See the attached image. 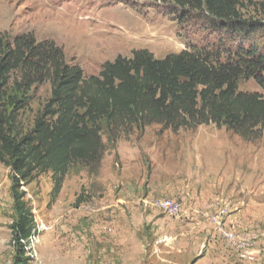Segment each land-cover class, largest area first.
I'll use <instances>...</instances> for the list:
<instances>
[{
	"label": "rangeland",
	"instance_id": "rangeland-1",
	"mask_svg": "<svg viewBox=\"0 0 264 264\" xmlns=\"http://www.w3.org/2000/svg\"><path fill=\"white\" fill-rule=\"evenodd\" d=\"M168 1L0 0V36L12 39L31 34L37 43L50 41L63 51L65 62L79 67L85 78L96 76L104 63L119 56L131 58L137 50L163 59L185 49L220 54L251 43L264 57V34L246 42L234 32L212 27L201 14L186 12L183 19L184 14ZM239 2L246 19L264 22V0ZM238 87L264 98V90L253 80H241ZM50 89L49 83L32 89L30 105L20 114L24 131L50 97ZM199 128L173 133L150 125L115 143L103 132L105 150L97 170L72 166L52 205L51 174L22 187L24 202L35 221V232L21 242L27 264H264L262 218H254V231L248 234L228 230L220 220L211 234L207 228L184 232L182 224L172 221L180 212L174 218L156 207L161 199L180 203L171 192L161 190L170 187L167 189L174 193L182 188L183 178H189L188 171L200 169L198 157L190 158L195 151V155L238 153L240 169L236 173L241 178L253 177L258 187L253 186L250 194L240 192L238 201H254L256 209L264 208V186L260 191L257 182L264 179V158H260L264 133L261 139L247 142L225 127ZM248 154L255 158L253 171L242 166ZM217 187H207L206 192L214 197L219 194ZM14 220L11 171L0 163V264H12L15 256Z\"/></svg>",
	"mask_w": 264,
	"mask_h": 264
},
{
	"label": "trees",
	"instance_id": "trees-1",
	"mask_svg": "<svg viewBox=\"0 0 264 264\" xmlns=\"http://www.w3.org/2000/svg\"><path fill=\"white\" fill-rule=\"evenodd\" d=\"M168 4L183 19L186 12L201 14L212 27L234 32L246 42L264 34V22L246 19L239 0ZM222 53L185 49L156 59L147 50H137L85 78L50 41L37 43L31 34L0 36V163L11 171L12 264L28 263L21 242L35 232L21 188L49 173V205L54 204L72 166L97 170L105 150L103 132L115 143L150 125L173 133L214 125L247 142L262 138L264 98L241 91L238 83L253 80L264 90V57L251 43ZM44 83L50 84V97L24 131L20 114L30 105L32 89Z\"/></svg>",
	"mask_w": 264,
	"mask_h": 264
},
{
	"label": "crops",
	"instance_id": "crops-1",
	"mask_svg": "<svg viewBox=\"0 0 264 264\" xmlns=\"http://www.w3.org/2000/svg\"><path fill=\"white\" fill-rule=\"evenodd\" d=\"M198 129L200 128L198 127ZM195 153V151H192L190 158L198 157L200 169L196 173L191 170L188 171L189 178H183L182 186H180L182 188L174 191V193L167 189L170 187L161 190L164 193L171 192L180 201L182 212L172 221L180 226L182 224L184 232H202L207 228V231H210L211 234L216 229L218 220H220V223L228 230L239 233H252L254 231L251 229L254 226V218L264 220V208L259 207L256 209L254 201L246 203L238 201L240 192L250 194L249 192L252 191L253 186L255 189L258 188L255 186L253 177L241 178L236 173V169H240L236 164V161L239 160L238 153L237 155L228 153L223 156L220 153H205L203 155L200 153L195 155ZM205 158L210 162L204 164L203 160ZM260 158H264V153ZM245 160L246 162H243L242 166L245 165L247 171H253L251 168L254 164L252 161L255 160L254 155L248 154ZM233 161H235V164ZM203 170L205 173L201 174ZM257 182L261 191L264 186V179ZM212 186L215 188L220 187H217L219 188V194L214 197L206 192L207 187L211 189ZM223 187L224 189H221ZM222 210L225 212L224 215H220ZM162 219H166V217ZM189 226L196 230L189 229L188 231L187 227Z\"/></svg>",
	"mask_w": 264,
	"mask_h": 264
},
{
	"label": "bare ground",
	"instance_id": "bare-ground-1",
	"mask_svg": "<svg viewBox=\"0 0 264 264\" xmlns=\"http://www.w3.org/2000/svg\"><path fill=\"white\" fill-rule=\"evenodd\" d=\"M166 200H167V204H175V199H161L157 202L156 204V207L159 211H162L163 213H165L166 215L170 216L169 215V212H168V208H165V205H166ZM180 210V203H178L177 201V211ZM171 217V216H170ZM51 233V232H50Z\"/></svg>",
	"mask_w": 264,
	"mask_h": 264
},
{
	"label": "built area",
	"instance_id": "built-area-1",
	"mask_svg": "<svg viewBox=\"0 0 264 264\" xmlns=\"http://www.w3.org/2000/svg\"><path fill=\"white\" fill-rule=\"evenodd\" d=\"M165 208H168L169 215L171 217H174V218L177 217L179 212H181V211H177V201H175V204H167V200H166ZM220 215H223V213H220ZM221 229L222 228L219 229L220 232H221ZM240 241H242V240H240Z\"/></svg>",
	"mask_w": 264,
	"mask_h": 264
}]
</instances>
